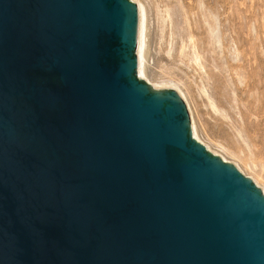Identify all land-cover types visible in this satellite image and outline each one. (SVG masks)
<instances>
[{
	"label": "water",
	"instance_id": "water-1",
	"mask_svg": "<svg viewBox=\"0 0 264 264\" xmlns=\"http://www.w3.org/2000/svg\"><path fill=\"white\" fill-rule=\"evenodd\" d=\"M130 0H0V264H264V195L137 74Z\"/></svg>",
	"mask_w": 264,
	"mask_h": 264
},
{
	"label": "rangeland",
	"instance_id": "rangeland-1",
	"mask_svg": "<svg viewBox=\"0 0 264 264\" xmlns=\"http://www.w3.org/2000/svg\"><path fill=\"white\" fill-rule=\"evenodd\" d=\"M130 1L145 12L140 78L175 91L192 137L264 195V0Z\"/></svg>",
	"mask_w": 264,
	"mask_h": 264
},
{
	"label": "bare ground",
	"instance_id": "bare-ground-1",
	"mask_svg": "<svg viewBox=\"0 0 264 264\" xmlns=\"http://www.w3.org/2000/svg\"><path fill=\"white\" fill-rule=\"evenodd\" d=\"M137 7V6H136ZM137 15H138V26H137V35H136V45H135V53L137 57V62L139 58V67L137 68V74L138 77H143V67H142V61L144 60L143 58V47L144 45V29H145V12L144 9L139 6L137 8ZM139 72V73H138ZM142 79V78H140Z\"/></svg>",
	"mask_w": 264,
	"mask_h": 264
}]
</instances>
